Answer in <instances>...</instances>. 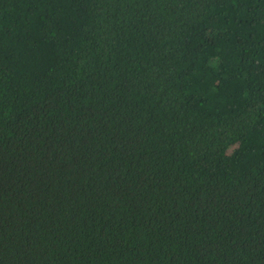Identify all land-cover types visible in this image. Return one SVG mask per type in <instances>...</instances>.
Here are the masks:
<instances>
[{"label":"trees","instance_id":"obj_1","mask_svg":"<svg viewBox=\"0 0 264 264\" xmlns=\"http://www.w3.org/2000/svg\"><path fill=\"white\" fill-rule=\"evenodd\" d=\"M0 264H264V0H0Z\"/></svg>","mask_w":264,"mask_h":264}]
</instances>
